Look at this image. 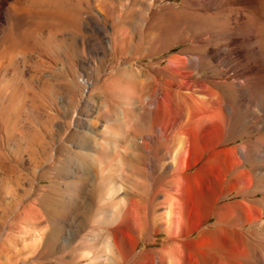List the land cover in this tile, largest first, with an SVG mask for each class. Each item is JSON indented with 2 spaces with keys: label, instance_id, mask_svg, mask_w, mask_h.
Instances as JSON below:
<instances>
[{
  "label": "rangeland",
  "instance_id": "obj_1",
  "mask_svg": "<svg viewBox=\"0 0 264 264\" xmlns=\"http://www.w3.org/2000/svg\"><path fill=\"white\" fill-rule=\"evenodd\" d=\"M122 1L0 0V264H102L104 258L100 260L99 256L105 252L107 240L112 239L109 230L118 223L115 219L118 215L114 217V214L118 213L117 208L124 206L119 204L116 208L117 198L105 194L100 186L102 179L116 180L124 187L123 194L140 199L141 213H146L150 220L144 230V233L151 230L148 235L154 230L152 216L164 211L169 193L177 195L176 189L169 184L174 175L164 166L167 159L162 153H156L153 148L141 153L133 148L132 137L143 136L150 127L147 115L143 118L142 114V120L137 121L134 114L146 98L154 94L155 87L160 84L158 79L161 78L162 83L167 77L166 73L160 74L157 67H169L172 56L177 53L181 56L185 47L191 48L193 41L183 36L189 38L188 33L199 29L196 24L184 23L192 26L183 24L186 28L182 25L172 38L168 37L172 47H166L168 43L163 48L160 44L163 41L158 37L161 38L159 33L163 26L173 22L169 11L188 17L185 15L195 11L198 5L190 0H156L155 12L158 9L163 12L153 14V23L150 22L148 28L138 25L142 23L137 20L136 24L134 17L130 20L144 0L136 2L139 6L134 10L137 0H126L129 4ZM243 5L237 4L241 7L239 12L236 10L237 14L236 11L222 13L223 19L235 23L239 16L244 20L253 7L264 11V0L257 7ZM123 6L128 8L123 9ZM85 13L93 16L91 19L88 16L90 21L84 18ZM159 14L161 19L157 18ZM114 15H122V20L115 18L120 23L115 22ZM83 20H88L89 24L88 21L84 24ZM258 20L257 23L264 26L263 21ZM224 45V50L229 48ZM228 50L227 64L231 65L228 67L231 72L261 74L259 67L264 72L261 60H256L259 64L254 62V65L247 58L243 61L246 56L242 50ZM217 65L209 60L203 70L195 69L194 72L200 77L216 75L221 70ZM237 65H243L245 70L238 69ZM241 132L238 134L242 136L228 146L256 138L264 129L251 134ZM256 170H253L255 174ZM255 181L258 183L254 182L255 187L251 186L253 189L247 191L248 195L246 191H230L219 198L215 206L244 196L262 199L264 171H258ZM258 203L264 206V201ZM215 216L211 215V219L204 222L208 234L222 236V229L237 228L236 216L225 218L226 222H218ZM262 219L264 221V214ZM227 221L231 222L226 225ZM232 222L235 225L232 226ZM243 229L247 236L231 232L236 239H244L253 256L260 251L264 254V237L261 236L264 227L246 224ZM146 233L137 250L133 252L125 247L127 256L124 253L123 259L114 264H133L138 260L141 264H150L142 252L161 247L165 233L156 235L158 242L155 244L147 240L150 235ZM193 235L201 236L196 232ZM116 255L120 258L119 252Z\"/></svg>",
  "mask_w": 264,
  "mask_h": 264
},
{
  "label": "bare ground",
  "instance_id": "obj_2",
  "mask_svg": "<svg viewBox=\"0 0 264 264\" xmlns=\"http://www.w3.org/2000/svg\"><path fill=\"white\" fill-rule=\"evenodd\" d=\"M138 1L140 2V0L135 1V3L132 2V4H135L132 10H134ZM155 1H141V7L137 10V13L130 14V20L134 17L135 21L142 23L138 24L136 21V24L148 27L150 22L153 23L151 21L155 17L153 14L160 12L159 9L155 12L157 9L154 8ZM190 1L194 4L197 3L198 6L195 11L192 10L193 12H188L189 15H185L188 17H181L182 14L179 13L178 15L177 11L175 12L174 10H167L172 13L170 15L171 17L173 16V19H171L173 22L165 24L163 28L161 27V34L159 33L161 38L158 37V40L162 39L163 42L160 43L162 46L169 43L170 45L168 44L166 47H172L173 43L169 42L170 38L168 39V37L175 31L178 32V28L184 23H191L196 24L199 29L192 32L191 36L188 33L189 38H187V35L183 37L186 40L190 39V41H193L191 43L192 46L191 48L187 46L190 49L185 47L184 51L180 50L184 52L181 56H179L180 53H177L171 59L169 58V67H157L160 74L161 72L166 73L167 77L165 75L166 79H162V83L159 77L158 81L160 80V84L156 85L154 94H150L143 102L142 109L139 107V111L134 114V117L138 118L137 121H140L142 117L144 118V114L147 115L145 117L147 120L150 118V121L148 120L150 127L143 136L132 137L133 148L136 151L137 149L138 151L140 150L141 153L150 152L152 148L155 149L156 153L157 151L162 153V156L167 159V161H164V166L171 170L174 175L173 177L171 176L173 179L172 183L169 184L176 189L177 193V195L169 193L167 199L169 197L170 199L165 202L164 211L161 210L163 211L162 213L159 212L161 214L157 212L158 214L154 218L152 216L153 222H151L154 230H152L151 235H148L151 230L147 233L145 231L149 236L147 240L152 241L154 244L158 242L156 235L164 232V242L161 247L146 249L142 254L148 258L147 261L150 260V264H259L260 261L264 262V254L260 251L259 253L257 252L256 256H253L254 254L252 255L245 245L244 239L242 237L240 240L236 239L231 230L237 231L235 233L238 235L244 234L247 236L245 229H243L246 224L247 226L251 224V226L264 227L262 219L264 209L262 208L263 205L260 206L261 204L258 203H263L264 197L262 198L263 201H261L262 199L258 197L253 198L252 196V198H249L244 196L242 199L229 204H220L221 206L219 205V207H217L218 205L215 206V203L230 191H246L248 195L247 191L257 182L255 181V175H257L258 171H264V132L256 138L228 146L238 136H242V134H238L242 133L241 131L251 134L256 130L264 129V72L261 71L262 68L260 69V67L259 72L261 74L250 75L236 70L231 72V69L228 68L231 65L227 64L226 56V53L230 51L228 50L229 48L239 49L245 54H243L244 57L246 56L243 61L247 58L251 64H254L256 60H259V62L261 60L260 64H264L262 63V59H264V26L261 23H257L258 18H260L259 22L261 20L264 22V16L262 18V15H256L264 13H261L263 10L259 12V8L250 7V13L246 14L244 11L246 16L244 14L245 18L244 20L242 18L243 21L239 18L240 16L238 17L242 23L238 21V18H236V22L234 21L235 23H230L224 20V16L222 17L221 15L226 11H233L232 13H234L238 10L239 12L241 7L237 6V4L259 6L263 0L259 4L258 2L257 4L255 3L256 0ZM126 3L129 4V2ZM125 8L128 7L123 9ZM112 10L115 12L114 9ZM257 10L258 13H256ZM130 12L132 13V11ZM169 12L167 13L169 14ZM87 13H85L84 18L87 17L85 19L90 21L93 16L91 14L88 15L90 16L89 19ZM235 14H237V11ZM255 15L259 17H255ZM116 17H119V15H116L113 19ZM120 17L119 19H121ZM157 18L161 19L160 14ZM168 18H170L169 15ZM88 20H83L84 24L86 22L87 25ZM92 20L96 22L95 18ZM116 20L118 21V18L115 19V22ZM131 22L129 21V23ZM263 22L262 24H264ZM126 23L124 22V24ZM136 24L132 25L136 26ZM184 25L183 28H186ZM97 28H99L98 25ZM181 32L180 36L182 35ZM220 40L223 42H220ZM223 45L225 48H229L224 50ZM160 49L162 50V48ZM209 60L218 64L220 67L218 65L216 67L221 68V70L216 75L196 76L194 70H203ZM238 61H240L239 58ZM249 62L247 61L246 64L248 65ZM239 63L241 64L242 62ZM255 64L258 65L259 63L255 62ZM222 66L226 67L222 68ZM256 69L254 70L258 73V69ZM156 153L154 154L156 155ZM261 159L263 160L262 164L259 163ZM195 165L197 167L192 169ZM151 167H153V163ZM253 170H256L257 173L255 174ZM115 181L107 179L100 181V186H102L105 194L116 196V205L114 204L116 208L119 204H124L123 208H121V205L119 207L121 209H116L118 213H113L114 217L118 215L115 218L118 223L116 224L117 226L115 225L116 227L114 226L115 228H109L112 239L107 240L106 250L99 256V259L104 258L101 261L102 264H114L121 258L123 259L124 253L126 255V251L124 252L125 247V250L129 247L134 252L139 242L142 241L141 238L145 235L144 230L150 221L144 211L145 215L141 213L140 199L123 194V191H125L124 187ZM262 183L259 184L262 185ZM170 189L173 190L172 188ZM144 209H146V206ZM213 213L216 214L218 222H223L225 218L236 216L237 222L235 224L237 223L236 226L239 230L236 227H232V229H222V236L208 234V229L204 227V222L210 220L211 215H214ZM228 222L226 225L231 221ZM235 224L232 222V226ZM149 228H151V225H149ZM195 232L201 236L196 238L193 235ZM261 236L264 237V235ZM66 240H68L67 237ZM144 240L146 239L144 238ZM118 252L120 253V258L116 257ZM133 264L141 263L138 260V262Z\"/></svg>",
  "mask_w": 264,
  "mask_h": 264
}]
</instances>
